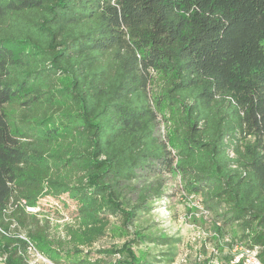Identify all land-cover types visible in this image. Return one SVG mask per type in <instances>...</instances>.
Wrapping results in <instances>:
<instances>
[{
    "label": "trees",
    "instance_id": "16d2710c",
    "mask_svg": "<svg viewBox=\"0 0 264 264\" xmlns=\"http://www.w3.org/2000/svg\"><path fill=\"white\" fill-rule=\"evenodd\" d=\"M173 169L264 264V0H0V264L30 243L110 264L81 248L162 197L141 174ZM66 195L84 233L62 252L26 209ZM145 239L99 254L141 264Z\"/></svg>",
    "mask_w": 264,
    "mask_h": 264
},
{
    "label": "rangeland",
    "instance_id": "374dc122",
    "mask_svg": "<svg viewBox=\"0 0 264 264\" xmlns=\"http://www.w3.org/2000/svg\"><path fill=\"white\" fill-rule=\"evenodd\" d=\"M152 90L161 83L157 76ZM159 117L157 135L161 140L171 135L172 121L168 115ZM141 177L134 183L138 186L160 185L163 195L150 202V209L142 212L141 217L132 225H123L121 218L110 217L106 235L94 241L90 246L82 247L91 252L94 261L102 259L105 263L116 264L122 255L99 254L100 251L121 250L134 242L135 238L146 236L131 245L132 252L141 264H215L230 259L231 244L227 241L235 237V227L221 230L217 215L209 209L199 197L192 195L177 172L152 174ZM126 198L135 203L136 195L127 193ZM35 211H26L37 220V228L46 234V239L56 251L73 249V239L83 238L84 228L76 221V203L67 195L61 199L46 198ZM164 239V240H163ZM215 262V263H214Z\"/></svg>",
    "mask_w": 264,
    "mask_h": 264
},
{
    "label": "built area",
    "instance_id": "2783aa9c",
    "mask_svg": "<svg viewBox=\"0 0 264 264\" xmlns=\"http://www.w3.org/2000/svg\"><path fill=\"white\" fill-rule=\"evenodd\" d=\"M28 210L35 211V208H28ZM21 238L25 241H28L23 236H21ZM227 241L231 244L230 259L227 263L224 262V264H263L259 257V249H250L246 245L234 240L233 236H230ZM26 259L28 264H54L44 255H42L39 250L31 243L26 249ZM215 264L223 263L216 262Z\"/></svg>",
    "mask_w": 264,
    "mask_h": 264
}]
</instances>
